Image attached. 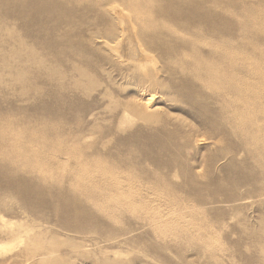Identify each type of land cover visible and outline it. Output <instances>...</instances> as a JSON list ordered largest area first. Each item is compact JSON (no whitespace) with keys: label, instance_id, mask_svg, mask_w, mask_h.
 <instances>
[{"label":"rangeland","instance_id":"374dc122","mask_svg":"<svg viewBox=\"0 0 264 264\" xmlns=\"http://www.w3.org/2000/svg\"><path fill=\"white\" fill-rule=\"evenodd\" d=\"M0 264H264V0H0Z\"/></svg>","mask_w":264,"mask_h":264},{"label":"bare ground","instance_id":"6f19581e","mask_svg":"<svg viewBox=\"0 0 264 264\" xmlns=\"http://www.w3.org/2000/svg\"><path fill=\"white\" fill-rule=\"evenodd\" d=\"M113 5V4H112ZM122 7H124V6H122ZM112 8L114 9V13L116 12L117 13V15H119V13H121L122 12V10H121V8H119L118 7V5L116 4V6H112ZM132 10V9H131ZM125 11H126V9H125ZM115 13V14H116ZM122 14H120L119 16H117V17H119L120 18V16H121ZM124 15H125V13H124ZM124 15H122L123 16V18H124ZM129 15V14H128ZM135 15V14H134ZM121 16V17H122ZM126 17H128L127 16V14L125 15ZM136 17H138V16H136ZM131 19V18H130ZM135 19H138V18H135ZM127 20V19H126ZM138 21V20H137ZM127 22V21H126ZM128 22H129V20H128ZM131 22H133V20L131 21ZM121 23V22H120ZM123 23L125 24V22L123 21ZM123 23H121V24H123ZM127 24H129V23H127ZM131 25V24H130ZM122 26V25H121ZM125 26H129V25H125ZM131 27V26H130ZM132 27H133V25H132ZM122 28H123V26H122ZM133 28H135V27H133ZM127 29L128 28H126V31H127ZM131 29V28H130ZM144 29V28H143ZM134 31H135V29H134ZM146 32V31H145ZM129 35V34H128ZM132 35V34H131ZM135 35V34H134ZM150 35V34H149ZM143 36V35H142ZM125 37V36H124ZM133 37V36H132ZM120 41V40H119ZM134 41V40H133ZM116 42V41H115ZM127 42V41H126ZM123 43V42H122ZM137 43H139V42H137ZM115 48V47H114ZM139 48H137V50H138ZM117 51V50H116ZM143 52V51H142ZM152 100H153V95H151L146 101H145V105H149V104H151V102H152ZM150 106V105H149ZM77 186V185H76ZM76 189V188H75Z\"/></svg>","mask_w":264,"mask_h":264}]
</instances>
